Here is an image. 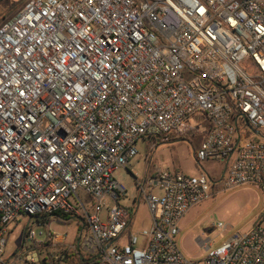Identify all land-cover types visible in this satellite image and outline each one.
I'll return each instance as SVG.
<instances>
[{
	"label": "built area",
	"instance_id": "obj_1",
	"mask_svg": "<svg viewBox=\"0 0 264 264\" xmlns=\"http://www.w3.org/2000/svg\"><path fill=\"white\" fill-rule=\"evenodd\" d=\"M197 114L208 128L196 161L223 163L222 187L264 191V0H23L0 11V264H264L260 225L200 260L178 249L180 220L210 196L203 171L137 180L151 226L120 241L132 212L113 173L139 140L183 135ZM47 217L77 220L76 234L48 228L36 243L31 226ZM21 219L30 249L48 252L3 261L7 226Z\"/></svg>",
	"mask_w": 264,
	"mask_h": 264
},
{
	"label": "rangeland",
	"instance_id": "obj_2",
	"mask_svg": "<svg viewBox=\"0 0 264 264\" xmlns=\"http://www.w3.org/2000/svg\"><path fill=\"white\" fill-rule=\"evenodd\" d=\"M22 1L1 0V14L11 13ZM197 122L199 125H195ZM185 127L192 129L178 137L166 135L139 140L138 153L130 160L128 170L124 168L116 170L113 178L126 190L125 194L119 197L118 203L132 212L131 223L123 232L121 240H125L130 234H135L140 241L142 239L140 232L151 226V214L145 201L139 198L137 180L143 181L145 176H153L158 170L169 173L178 171L185 175L205 172L210 180V196L189 209L179 223L180 232L175 237L178 249L187 259L200 260L209 250L222 244L233 234L248 231L259 225L264 227V191L250 183L222 187L220 178L224 164L212 159L199 163L194 157V151L206 135L208 121L203 115L197 114ZM261 131L264 132V129ZM153 192L159 193L160 189L155 187ZM79 194L88 203L87 195L83 191H79ZM87 208L91 212L89 205ZM76 223L75 219L55 222L47 217L42 227L36 224L31 226L35 231V242L40 244L45 239V229L48 228L55 232L66 231L68 240H71L77 232ZM218 223H221L224 229L217 227ZM25 226L26 219L7 226L6 245L1 256L3 261L12 258L14 254H20L25 248L28 249L27 259L38 257L39 252L30 249L32 240L25 238L23 240ZM86 233L87 229L84 228L83 234ZM206 244L209 245L208 249L205 247Z\"/></svg>",
	"mask_w": 264,
	"mask_h": 264
},
{
	"label": "trees",
	"instance_id": "obj_3",
	"mask_svg": "<svg viewBox=\"0 0 264 264\" xmlns=\"http://www.w3.org/2000/svg\"><path fill=\"white\" fill-rule=\"evenodd\" d=\"M9 13H2L1 14V17H5L6 15H8ZM166 135H158V136H155V137H165ZM154 137V138H155ZM58 215V214H57ZM68 219H69V217H68ZM46 250L45 252L43 251V250ZM35 250H37L38 252H39V255H43L44 253H47L48 251H47V248H43V246L42 247H38V246H35ZM42 250V251H41Z\"/></svg>",
	"mask_w": 264,
	"mask_h": 264
},
{
	"label": "water",
	"instance_id": "obj_4",
	"mask_svg": "<svg viewBox=\"0 0 264 264\" xmlns=\"http://www.w3.org/2000/svg\"><path fill=\"white\" fill-rule=\"evenodd\" d=\"M248 127L254 134L259 135V136L262 135L258 130L252 128L251 126H248ZM23 240H24V232H23Z\"/></svg>",
	"mask_w": 264,
	"mask_h": 264
},
{
	"label": "crops",
	"instance_id": "obj_5",
	"mask_svg": "<svg viewBox=\"0 0 264 264\" xmlns=\"http://www.w3.org/2000/svg\"><path fill=\"white\" fill-rule=\"evenodd\" d=\"M183 217H184V216H183ZM182 219H183V218H182ZM182 219H181V220H182ZM181 220H180V222H181ZM179 232H180V231H179ZM121 237H122V235H121ZM127 237H128V236H127ZM127 237H126V239L123 240V241H126V240H127ZM120 241H122L121 238H120Z\"/></svg>",
	"mask_w": 264,
	"mask_h": 264
}]
</instances>
